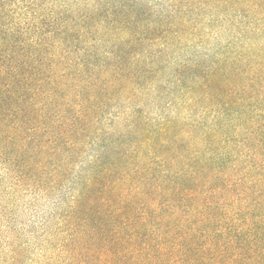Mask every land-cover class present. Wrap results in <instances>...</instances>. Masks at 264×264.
I'll use <instances>...</instances> for the list:
<instances>
[{
  "label": "trees",
  "instance_id": "16d2710c",
  "mask_svg": "<svg viewBox=\"0 0 264 264\" xmlns=\"http://www.w3.org/2000/svg\"><path fill=\"white\" fill-rule=\"evenodd\" d=\"M0 264H264V0H0Z\"/></svg>",
  "mask_w": 264,
  "mask_h": 264
},
{
  "label": "rangeland",
  "instance_id": "374dc122",
  "mask_svg": "<svg viewBox=\"0 0 264 264\" xmlns=\"http://www.w3.org/2000/svg\"><path fill=\"white\" fill-rule=\"evenodd\" d=\"M139 101L144 103L147 106L146 110L148 112H152V117H154V95L151 94L148 96L146 94L145 97L140 99ZM139 101L137 102L139 103Z\"/></svg>",
  "mask_w": 264,
  "mask_h": 264
}]
</instances>
